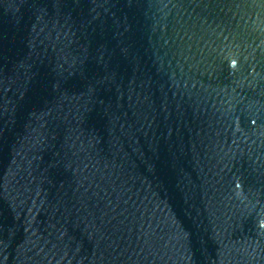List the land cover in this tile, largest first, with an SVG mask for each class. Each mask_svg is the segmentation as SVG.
<instances>
[{
    "label": "water",
    "instance_id": "95a60500",
    "mask_svg": "<svg viewBox=\"0 0 264 264\" xmlns=\"http://www.w3.org/2000/svg\"><path fill=\"white\" fill-rule=\"evenodd\" d=\"M0 264H264V0H0Z\"/></svg>",
    "mask_w": 264,
    "mask_h": 264
}]
</instances>
